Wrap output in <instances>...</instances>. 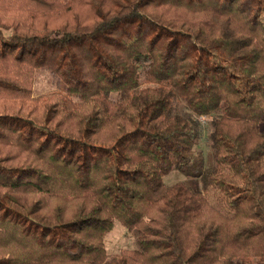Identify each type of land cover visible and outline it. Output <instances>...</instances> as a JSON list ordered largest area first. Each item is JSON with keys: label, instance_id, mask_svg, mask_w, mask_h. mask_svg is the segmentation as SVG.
<instances>
[{"label": "trees", "instance_id": "obj_1", "mask_svg": "<svg viewBox=\"0 0 264 264\" xmlns=\"http://www.w3.org/2000/svg\"><path fill=\"white\" fill-rule=\"evenodd\" d=\"M263 127L264 0H0V264H264Z\"/></svg>", "mask_w": 264, "mask_h": 264}, {"label": "rangeland", "instance_id": "obj_2", "mask_svg": "<svg viewBox=\"0 0 264 264\" xmlns=\"http://www.w3.org/2000/svg\"><path fill=\"white\" fill-rule=\"evenodd\" d=\"M58 91H60V88L58 87L57 81L48 70L40 69L36 71L33 92L35 97L52 94ZM174 113L188 115L186 107L180 102H176ZM201 121L206 124L207 130H205L203 134V139L196 146V150L203 154L207 171H212L215 169L214 152L207 142V135L210 131V125L208 124L211 121V118L203 117ZM164 183L168 186H172L177 183H184L195 192L202 194L205 193L200 179L186 178L177 171H174L164 177ZM208 199L211 201V203H215V195L213 193L208 194ZM105 245L109 258H113L125 250L137 249L136 238L134 234L130 233L125 227H123L119 221H115L114 229L107 234L105 238Z\"/></svg>", "mask_w": 264, "mask_h": 264}]
</instances>
